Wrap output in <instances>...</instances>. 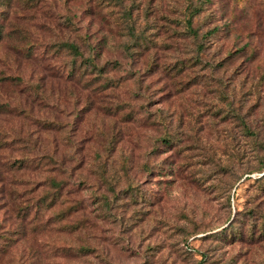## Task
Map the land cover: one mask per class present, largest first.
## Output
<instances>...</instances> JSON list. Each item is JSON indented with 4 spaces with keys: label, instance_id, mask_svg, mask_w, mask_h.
Returning a JSON list of instances; mask_svg holds the SVG:
<instances>
[{
    "label": "rangeland",
    "instance_id": "374dc122",
    "mask_svg": "<svg viewBox=\"0 0 264 264\" xmlns=\"http://www.w3.org/2000/svg\"><path fill=\"white\" fill-rule=\"evenodd\" d=\"M263 157L264 0H0V264H264Z\"/></svg>",
    "mask_w": 264,
    "mask_h": 264
},
{
    "label": "trees",
    "instance_id": "16d2710c",
    "mask_svg": "<svg viewBox=\"0 0 264 264\" xmlns=\"http://www.w3.org/2000/svg\"><path fill=\"white\" fill-rule=\"evenodd\" d=\"M69 48H70V51L73 53V54H76L77 55V49L74 47V46H69ZM263 159H264V157H263ZM261 171H263L264 172V166H263V168H262V170ZM258 188L259 189H262V188H264V176H263V178H260V179H258ZM53 185H54V188H56V189H58L59 188V185H58V183H52ZM131 188L132 189H134V190H136V188H137V186H133V185H131ZM226 228H228V227H226ZM226 228H223L222 230H221V232L220 233H222L221 234V236L220 237H224L225 238V232H224V230L226 229ZM224 233V234H223ZM215 234V233H214ZM230 236H231V234H230ZM219 237V238H220Z\"/></svg>",
    "mask_w": 264,
    "mask_h": 264
}]
</instances>
